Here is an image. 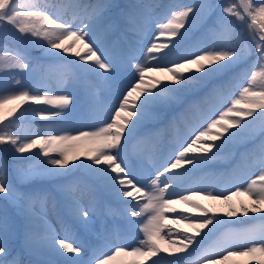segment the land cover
Wrapping results in <instances>:
<instances>
[{
    "label": "snow or ice",
    "instance_id": "snow-or-ice-1",
    "mask_svg": "<svg viewBox=\"0 0 264 264\" xmlns=\"http://www.w3.org/2000/svg\"><path fill=\"white\" fill-rule=\"evenodd\" d=\"M159 7L0 0V264H264V0Z\"/></svg>",
    "mask_w": 264,
    "mask_h": 264
},
{
    "label": "rangeland",
    "instance_id": "rangeland-1",
    "mask_svg": "<svg viewBox=\"0 0 264 264\" xmlns=\"http://www.w3.org/2000/svg\"><path fill=\"white\" fill-rule=\"evenodd\" d=\"M133 1V0H131ZM160 7L157 9V13L163 15L165 13L170 15V11L171 10H178V8H176L175 6L177 5H186V4H190L192 3V0H167L165 2H162L161 0H156ZM42 3H47L44 2V0H41ZM154 3V1H152ZM214 2H219L221 4H225L227 2H229V0H214ZM49 4V3H48ZM158 43H163L165 42L163 40V38L159 41H157ZM66 43H71V41H66ZM19 45L17 44V42L11 40V39H7L5 40L2 36H0V47H6L9 49H15L17 48ZM11 52H0V56H8L11 55ZM39 53L36 50H33L32 55H38ZM149 67L152 69V71H149L146 73L145 75V86H147L151 80H153L154 78L163 76V75H167V73L165 72H161L159 70V68L162 67H167V65H156V64H150ZM13 75H16L15 73H8L7 75H5L3 72H0V85L4 84L5 82H7L8 84H11L13 81ZM16 78H19L21 80L24 81H28L29 77L27 76V74H23V75H16ZM13 104L9 103L7 105H5V109L12 107ZM41 107H47L46 105H41ZM25 124L23 126V128H28L30 129L31 132L33 133H39L41 135L43 134H51V135H59V132H51V133H46V131L42 130L41 125L43 122H41V124H33L31 122V117L27 118L24 120ZM88 130V129H85ZM218 130V129H217ZM185 131L184 127L181 126L178 130H176L175 132L173 131H168L166 133H162L161 136L159 137V143L161 145V147H167L172 140L178 136V135H182L183 132ZM216 131V130H214ZM205 140H207V137L204 138ZM133 144L136 146V149L142 153H144L146 156L149 155L150 153H152L153 151V142L150 141H143V142H139L137 143L136 140L133 141ZM62 145H54V147H61ZM5 155L3 149H0V157H3ZM11 162V161H10ZM150 166V165H149ZM233 191L235 190L234 188L232 189ZM174 197H169V199H172ZM200 203L204 204V205H211L213 202L210 200L205 199L203 196L197 197L196 198ZM244 201L245 203H250V198L247 195H242L239 197H233V202L236 203L237 205H239L240 201ZM180 209L183 210H187L193 214H198L196 212L195 209L192 208L191 205H180L178 206ZM218 209L220 210L221 213L226 212L227 211V206L226 205H221V204H217ZM3 210V201L0 200V211ZM169 219H172V217H169ZM243 220L245 221V223L243 224H238V225H232V227L235 228H245V227H252L255 224H258L259 221H250L248 220L247 217H243ZM174 229L176 230H186L189 228V224L186 221L183 220H179L176 223H173L171 225ZM163 235V231L161 233ZM213 239H215V237H213ZM210 242V241H209ZM169 244V238L167 236H164V239L161 241V246L162 247H167ZM131 259H133L132 257H127V258H117L116 261H114V264H126L127 261H130ZM195 257H189V260H194ZM241 261L247 260V257L244 258H237Z\"/></svg>",
    "mask_w": 264,
    "mask_h": 264
},
{
    "label": "trees",
    "instance_id": "trees-1",
    "mask_svg": "<svg viewBox=\"0 0 264 264\" xmlns=\"http://www.w3.org/2000/svg\"><path fill=\"white\" fill-rule=\"evenodd\" d=\"M152 1H154L155 4L159 5V3H158L156 0H152ZM161 1H162V2H165V1H167V0H161ZM40 2H41V0H40ZM44 2H47V3H49V4H53V3H60V2H63V0H44ZM130 2H133V1H130ZM125 3H126V2H125ZM24 124H25V121L23 120V121L21 122V127H23ZM0 149H3V146H2V145H0Z\"/></svg>",
    "mask_w": 264,
    "mask_h": 264
}]
</instances>
